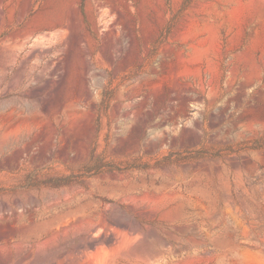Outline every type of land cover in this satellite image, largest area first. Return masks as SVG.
I'll return each instance as SVG.
<instances>
[{
    "label": "rangeland",
    "instance_id": "1",
    "mask_svg": "<svg viewBox=\"0 0 264 264\" xmlns=\"http://www.w3.org/2000/svg\"><path fill=\"white\" fill-rule=\"evenodd\" d=\"M0 264H264V0H0Z\"/></svg>",
    "mask_w": 264,
    "mask_h": 264
}]
</instances>
